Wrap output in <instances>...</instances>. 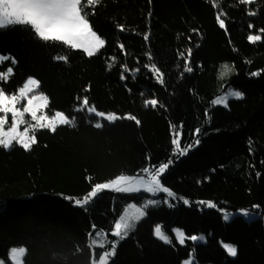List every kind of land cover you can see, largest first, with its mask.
Segmentation results:
<instances>
[{
  "label": "trees",
  "instance_id": "1",
  "mask_svg": "<svg viewBox=\"0 0 264 264\" xmlns=\"http://www.w3.org/2000/svg\"><path fill=\"white\" fill-rule=\"evenodd\" d=\"M221 8L227 30L217 19ZM248 8L257 15L249 16ZM84 12L106 41L93 57L42 41L30 26L0 29V55L17 62L0 63V73L10 66L14 72L7 82L0 79V89L13 92L33 77L53 111L77 117L76 127L38 129L28 151L0 146V258L23 246L25 264H95L104 249L93 253L91 236L101 231L113 240L127 207L154 198L162 202L148 208L109 264H181L192 255L196 264H264V0H99ZM249 34L262 39L251 43ZM153 64L164 74L163 84ZM236 84L246 91L243 99H231L227 108L212 103ZM85 96L99 111L131 114L140 124L103 121L97 129L99 118L73 111ZM153 98L157 107H146ZM176 132H182L179 151L172 143ZM169 162L162 184L174 198L106 189L86 210L75 205L96 184ZM221 209L259 216L225 221ZM154 224L171 233L179 227L187 237L205 234L206 241L165 244L154 236ZM223 243L235 245L237 256H229Z\"/></svg>",
  "mask_w": 264,
  "mask_h": 264
},
{
  "label": "snow or ice",
  "instance_id": "2",
  "mask_svg": "<svg viewBox=\"0 0 264 264\" xmlns=\"http://www.w3.org/2000/svg\"><path fill=\"white\" fill-rule=\"evenodd\" d=\"M219 2L220 0H218V4ZM97 3H99V0H84L83 4L82 0H0V29H7L9 26L15 25L30 26L42 41L61 42L71 49H82L88 57H93L105 48L106 41L93 30V27L86 18L87 13L84 12V9ZM238 3L252 5L254 0H238ZM246 11L249 16L257 15V12L251 8L246 9ZM149 15H151V13H149ZM221 16H227L223 8L220 9L217 19L219 21V26L227 30L225 19H221ZM248 27L253 28L255 25L249 23ZM120 30H124L123 25L120 26ZM259 31L264 33V28L259 29ZM144 39L148 40L149 37L145 35ZM261 39L262 36L259 34H249L247 36V40L251 43L261 41ZM120 47L123 49L124 46L121 44ZM189 55H191L190 49ZM9 59L12 60L13 66L17 63L16 60L10 56L0 55V63ZM56 59L66 61L67 58L66 56H57ZM111 67L112 65H109V68ZM224 67L228 70L227 65ZM122 68L124 70L121 71V79L124 80L127 79L125 74V71H127L126 64L123 65ZM132 71L138 72L139 69L137 68ZM151 71L157 74L159 82L163 84L164 74L160 72L155 64L152 65ZM185 71L192 72V68L186 64ZM12 75H14L13 67L10 66L7 68L6 72L0 73V79L7 82L8 78ZM251 75L256 76L258 73H252ZM133 78L135 77L133 76ZM39 87L40 82L37 79L28 78L23 86L19 88V95L8 96L5 94L4 90L0 89V112L4 113V116H0V146L5 150L11 149L14 146V142L25 151L30 150L32 146L37 143L35 136L36 129H49L55 132L58 126H77V117H69L62 111H55L51 118H49L46 113L42 115L37 114L38 110L47 109L49 106L48 97L43 94H33L29 97V94L35 93ZM243 96L244 94L242 92L229 89L226 94L220 95L218 98L214 99L212 103L214 105H223L227 108L230 99L240 100L243 99ZM22 98L27 99V104L23 107V111L15 106ZM144 103L146 107L151 106L155 109L159 102L157 99L153 98L146 100ZM160 106L163 107L162 104ZM73 111L86 113L89 119L93 117L100 118V120L94 124V127L97 129L103 127L101 121L113 123L121 119H127L129 121H135L136 124H140V121L131 114L120 117L116 114H106L103 111H99L94 105L90 106L87 96L83 98L81 104ZM8 113H11L12 123L8 131H5L4 126L7 123ZM26 113H30L31 120L35 123L29 124L21 132L19 131V126L25 124L24 116ZM30 131H32V135H29ZM200 132V129H196L193 136L198 137ZM175 136L176 138L173 139L172 143L179 151L181 149L182 132H176ZM199 143L200 140L198 138L195 139V144L198 145ZM192 147L193 145L191 144L187 145L184 151H180V155L187 154V150ZM169 167L170 162L162 164V166H159L154 171L145 169L144 172L147 173L146 178L144 176L136 178L121 175L110 183L96 184L91 192L88 193V197L83 200L77 199L75 205L84 207L86 210L85 206L94 202L93 198H98V193L106 189H114L117 193L125 194L140 193L143 191L151 194L152 197L164 193L167 197L174 198L175 194L162 184V175L166 173ZM257 175H259V173H257ZM161 202L162 201L159 199H148L143 206H134V210L131 212L125 211V213L120 216L119 222L115 224V231L111 233V235L117 239L110 242V251L105 250L103 254L99 255V264H109V258L116 255L117 244L128 238L130 233L135 231L138 223L146 217L149 207L158 206ZM184 203L187 204L188 201L185 200ZM207 207L214 209L217 208V205L212 202H207ZM221 211L223 210L221 209ZM223 219L229 221L231 216L229 214H224ZM93 230L96 231L95 225L93 226ZM172 231L178 243L180 245H185V232L181 229H173ZM154 236L165 244L172 243L171 238L160 224L155 225ZM187 239L198 243L205 241L204 236L198 237L196 235L187 237ZM99 246L101 248L105 247L103 244ZM222 246L229 256H237V247L235 245L224 243ZM11 257L14 264H25L26 248L23 246L12 248ZM183 264H193V260L189 258L184 261Z\"/></svg>",
  "mask_w": 264,
  "mask_h": 264
},
{
  "label": "rangeland",
  "instance_id": "3",
  "mask_svg": "<svg viewBox=\"0 0 264 264\" xmlns=\"http://www.w3.org/2000/svg\"><path fill=\"white\" fill-rule=\"evenodd\" d=\"M31 78H33V77H31ZM8 79H9V78H8ZM25 82H26V80H25L22 84H20V85L16 88V90L13 91V92L8 93V92L4 91L5 94L8 95V96L19 95L18 90H19L20 87L23 86V84H24ZM229 89L240 91V92H242V93L244 94V96H246V91H245L244 88H242L239 84L232 85V86L228 87V88L225 90V92L222 93V94H226L227 91H228ZM33 94H43V95H45V94L40 90V88L37 89V90L35 91V93H30V94H29V97H30L31 95H33ZM222 94H221V95H222ZM45 96H46V95H45ZM244 96H243V97H244ZM218 97H219V96H218ZM218 97H217V98H218ZM230 100H231V99H230ZM26 104H27V99L22 98V99H21V100L15 105V106H16L18 109H20L21 111H23V107H24ZM222 106H223V105H222ZM56 111H57V110H56ZM45 113L49 116V118H51V117L54 115L55 111H53V110L48 106L47 109H44V110H38V112H37L38 115H42V114H45ZM105 113H106V114H116V113H113V112H105ZM116 115L122 117V116L119 115V114H116ZM0 116H4V113L0 112ZM24 120H25V124L19 126V131H21V132H22V131L24 130V128L27 127L29 124H34V123H35L34 121L31 120V115H30V113H26V114H25V116H24ZM99 120H100V118H99ZM101 122H103V121H101ZM11 123H12V116H11V113H8V114H7V123H6V125L4 126V130H5V131H8V129L11 127ZM37 130H38V129L35 130V136H36V131H37ZM32 134H33L32 131H30V132H29V135H32ZM14 144H16V143L14 142ZM120 176H121V175H120ZM126 176H129V177H136V178H140L141 176H144V177L146 178L147 173L145 172L144 174H140V175H128V174H126ZM118 177H119V176H118ZM118 177H116V178H118ZM116 178H115V179H116ZM113 180H114V179H113ZM111 181H112V180L107 181V182H104V183H110ZM107 190H114V189H107ZM114 191H115V190H114ZM142 192H143V191H142ZM134 206H136V207H141V206H138V205L132 203L131 205H129V206L127 207L126 211H128V212L133 211V210H134ZM124 213H125V212H124ZM222 213H223V215H224V214H229V215L231 216V219H233V218H234L235 216H237V215L243 216V217H245V218L248 219V220L255 219V218H257V217L259 216L258 213L255 212V211L244 210V209H242V210H238V211H236V212H230V211H227V210H223ZM246 214H248V215H246ZM231 219H230V220H231ZM118 222H119V221H118ZM155 225H157V224L152 225L153 232H154V227H155ZM163 229H164V228H163ZM173 229H181V228H179V227H173L172 230H173ZM164 230L167 232V234L169 235V237L171 238L172 243H173V242L176 240L173 231H172V233H171V232L167 231L166 229H164ZM181 230H183V229H181ZM114 231H115V229H114ZM114 231H113V232H114ZM183 231H184V230H183ZM196 236H198V237H199V236H204V237H205V241H206V235H205V234H200V235H196ZM116 239H117V238L115 237V238L112 240V238H111L110 236H108L107 233H104V232L98 231V232H96L94 235L91 236L90 246H91V248H92L93 253L96 252V248H97V247H100L99 245H101V244H103V245L105 246V247L103 248V249H104L103 251H105V250H109V251H110V250H111L110 242H111V241H115ZM186 239H187V236H186ZM176 241H177V240H176ZM205 241H204V242H205ZM177 242H178V241H177ZM197 243H198V242H197ZM199 243H203V242H199ZM223 244H224V243H223ZM227 244H231V243H227ZM232 245H233V244H232ZM118 246H119V243L117 244L116 250H117ZM13 248H15V247H13ZM11 249H12V248H11ZM11 249H10V251H9L8 256H7L6 259H5V258H4V259H3V258H0V264H14V261H13V259H12V257H11ZM112 257H113V256H112ZM112 257H110L109 260H110ZM189 258H191V259L193 260V264H196V259H195V257H194L193 255L190 256ZM189 258L185 259L184 261L188 260ZM184 261H182L181 264H183ZM95 264H99V262H96Z\"/></svg>",
  "mask_w": 264,
  "mask_h": 264
}]
</instances>
